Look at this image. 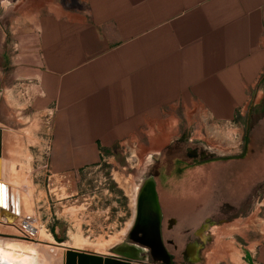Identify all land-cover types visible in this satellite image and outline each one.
Listing matches in <instances>:
<instances>
[{
  "label": "crops",
  "instance_id": "obj_1",
  "mask_svg": "<svg viewBox=\"0 0 264 264\" xmlns=\"http://www.w3.org/2000/svg\"><path fill=\"white\" fill-rule=\"evenodd\" d=\"M16 20L12 75L50 111L57 174L172 125L234 118L264 93V0H0L1 58ZM252 264H264V242Z\"/></svg>",
  "mask_w": 264,
  "mask_h": 264
},
{
  "label": "rangeland",
  "instance_id": "obj_2",
  "mask_svg": "<svg viewBox=\"0 0 264 264\" xmlns=\"http://www.w3.org/2000/svg\"><path fill=\"white\" fill-rule=\"evenodd\" d=\"M58 1L71 6V0ZM12 22L0 57V127L5 126L4 137H10L2 144V161L10 158L6 155L9 145L11 153V147L19 150V160L17 153H12V160L18 162L19 184L27 199L32 198L34 209L25 212L16 199L18 219L9 223L3 218L0 223V255L14 259L0 257L13 264H65L69 254L67 264H139L102 255L125 240L137 188L151 175L155 159L161 165L168 160L174 165L173 158H162L167 150L177 145L185 150L202 142L216 152V160L172 169L161 179L163 239L175 242L167 247L176 264H192L185 256L190 243L199 246L198 264H252V256L264 242V93H257L252 105L236 111L234 118L207 114L205 120L191 125H172L157 140L149 141L147 136L118 143L97 165L57 174L49 161L50 111L31 98L30 82L12 75L10 41L18 20ZM172 217L178 221L171 230L168 220ZM29 218L51 236L53 245L22 234L19 229ZM207 221L212 224L211 242L197 232ZM186 229L191 232L184 234ZM52 230L62 242L56 241Z\"/></svg>",
  "mask_w": 264,
  "mask_h": 264
},
{
  "label": "water",
  "instance_id": "obj_3",
  "mask_svg": "<svg viewBox=\"0 0 264 264\" xmlns=\"http://www.w3.org/2000/svg\"><path fill=\"white\" fill-rule=\"evenodd\" d=\"M1 155L2 130L0 129V161ZM15 216L9 210H0V218L5 217L7 221L14 219ZM57 246L59 247L60 244ZM65 249L72 250V248ZM68 255L66 254L65 264ZM102 256L128 263L173 264V256L168 252L163 241L162 209L156 181L152 176L144 178L137 188L134 216L125 240L110 248L107 255Z\"/></svg>",
  "mask_w": 264,
  "mask_h": 264
},
{
  "label": "flooded vegetation",
  "instance_id": "obj_4",
  "mask_svg": "<svg viewBox=\"0 0 264 264\" xmlns=\"http://www.w3.org/2000/svg\"><path fill=\"white\" fill-rule=\"evenodd\" d=\"M181 148L183 147L177 145L174 147V149L172 148L170 150H167L166 153L162 155V158H165V160H168L169 158H173L171 162H174V165L170 163L168 164L169 160L164 161L165 164L161 165L159 164V159H155L154 164L151 165L149 174H151L150 176H152L154 180L156 181V185H158V188L161 187V185H163L161 184V181H162L161 179H163L164 177L166 178V176L168 177V171L172 169H181L184 166H190L194 164L203 165L205 163L212 162L217 159L216 152L212 151L210 148H206L205 144L202 142L194 143L188 146L185 150ZM160 197H161V194H160ZM163 219H164V211L162 209V222H163ZM177 221L178 219L176 217H172L171 219H169L168 229L172 230V227H174V223H176ZM207 222L208 223L201 226L197 232L199 233V235L204 241L211 242L213 241V238L211 236L210 238H208V233L210 232L209 227H211L212 224H210L209 221ZM190 232H191V229H186L184 234H188ZM163 241H164V244L167 250H168V247H167L168 245L175 244V242L172 239L166 240V241L163 239ZM175 247L177 248L176 245ZM186 247L188 248L186 255L187 256L190 255L192 257L193 262L198 264L201 261V259L197 255L199 254L198 252L199 246H197L196 244L190 243V244H187ZM170 254L173 256V264H176L175 256L172 253ZM147 255L149 256V253Z\"/></svg>",
  "mask_w": 264,
  "mask_h": 264
},
{
  "label": "bare ground",
  "instance_id": "obj_5",
  "mask_svg": "<svg viewBox=\"0 0 264 264\" xmlns=\"http://www.w3.org/2000/svg\"><path fill=\"white\" fill-rule=\"evenodd\" d=\"M15 144H16V142H15ZM11 151H12V153H14V156L17 153L16 155L18 156V158L16 157V159L19 160V152H18L19 150L14 152V149L11 147ZM17 164H18V162H17ZM8 168H9V170H8L9 173H11V177H9V178L7 177V174L3 171L2 167H0V210L1 211L9 210L11 213L16 215L14 217V219L8 221L9 223H11L20 215L19 201L18 200H20V202H21L20 206L22 207V209H24L25 212H32L34 208H33L32 198L27 199L26 194H25V189H23V187H22L23 185L19 184V179L22 178L20 169L18 168V166H15V164H13V166L8 167ZM26 178L30 179L29 177H26ZM16 188H18L20 190V194H18L19 198L17 201H16L17 196L15 195V190H18V189H16ZM8 189L10 192V198H8ZM3 218H5V217L0 218V223L2 222ZM30 218L25 219V222L23 221L24 223L22 222L23 224H25L24 228L19 229L22 232V234L27 236L30 240H35V238H38L39 240L41 239V241L46 243V244L51 243V240H52L51 236L49 234H46L43 231H40L39 228L37 227V225L33 221H31ZM22 227H23V225H22ZM31 229H33L34 231H32ZM76 248L79 249V247H76ZM52 250H54V249H52ZM0 256L5 257L7 255L4 254V255H0ZM1 257H0V264H13L8 259H6V258H10L11 256L10 257L7 256L5 259H2ZM11 258L14 259L13 257H11ZM18 262H20V261H17V263ZM17 263H15V264H17Z\"/></svg>",
  "mask_w": 264,
  "mask_h": 264
},
{
  "label": "trees",
  "instance_id": "obj_6",
  "mask_svg": "<svg viewBox=\"0 0 264 264\" xmlns=\"http://www.w3.org/2000/svg\"><path fill=\"white\" fill-rule=\"evenodd\" d=\"M52 233H53V235H54V237H55L57 242H59V243L62 242V240L57 237V235L55 234V232L53 230H52Z\"/></svg>",
  "mask_w": 264,
  "mask_h": 264
}]
</instances>
